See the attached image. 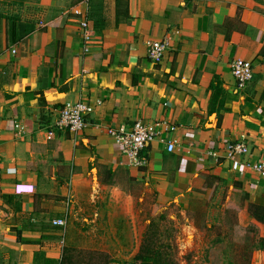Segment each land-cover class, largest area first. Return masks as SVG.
I'll list each match as a JSON object with an SVG mask.
<instances>
[{"label": "crops", "instance_id": "0c3cea01", "mask_svg": "<svg viewBox=\"0 0 264 264\" xmlns=\"http://www.w3.org/2000/svg\"><path fill=\"white\" fill-rule=\"evenodd\" d=\"M164 37L170 47L154 62L147 42ZM235 58L253 63L244 88ZM215 76L224 92L211 111ZM78 100L93 104V125L50 138L48 124ZM138 119L176 125L162 135L175 149L151 142L140 168L109 134ZM233 140L249 145L240 161L224 157ZM262 158L264 0H0V264H60L91 177H146L162 200L181 195L196 215V187L211 175H232L264 205L253 169Z\"/></svg>", "mask_w": 264, "mask_h": 264}, {"label": "rangeland", "instance_id": "374dc122", "mask_svg": "<svg viewBox=\"0 0 264 264\" xmlns=\"http://www.w3.org/2000/svg\"><path fill=\"white\" fill-rule=\"evenodd\" d=\"M110 177L104 182L91 177L88 190L77 198V213L64 229L69 237L64 247L75 249L67 264H95L99 258L90 251L106 254L109 264H126L154 225L161 238L172 229L168 234L179 264H264V250L255 248L264 237V222L250 209L251 204L264 205L252 202L244 183L232 175H211L196 187L203 193L196 215L181 195L162 200L146 177L125 170Z\"/></svg>", "mask_w": 264, "mask_h": 264}, {"label": "built area", "instance_id": "2783aa9c", "mask_svg": "<svg viewBox=\"0 0 264 264\" xmlns=\"http://www.w3.org/2000/svg\"><path fill=\"white\" fill-rule=\"evenodd\" d=\"M80 24L84 29L85 36L88 37V20H81ZM169 47L170 41L168 37L149 40L147 42V56L154 62H160ZM231 71L240 88L246 87L254 77L253 63L248 59H233L231 61ZM93 110V104L87 101L78 100L72 103H65L54 120L48 124V136L53 138L59 131L78 134L89 129L93 125V122H91L88 116ZM175 129L176 125L167 120H160L150 124L138 119L130 127L127 124H122L119 127L110 128L109 134L120 146L122 153L126 155L128 164L140 168L148 162L144 149L151 142L161 139L166 143V149L168 151L175 149L176 143L174 141L166 140L162 137L166 131H174ZM208 153L214 156L218 155L215 151H209ZM224 153L226 159L240 161L239 159H242L243 156H247L250 153V148L243 140H233L226 144ZM253 169L264 178V158L257 161L253 165ZM7 171H12V169H8ZM2 174L3 170L0 168V181ZM53 223L65 226L66 219L57 218L53 220Z\"/></svg>", "mask_w": 264, "mask_h": 264}, {"label": "trees", "instance_id": "16d2710c", "mask_svg": "<svg viewBox=\"0 0 264 264\" xmlns=\"http://www.w3.org/2000/svg\"><path fill=\"white\" fill-rule=\"evenodd\" d=\"M12 26L15 24H11L9 26V32L12 34ZM211 88L214 90L211 111L217 108V102L220 100L222 93L224 92L221 86V81L218 76H215L213 82L211 83ZM250 209L252 213L260 220L264 222V206L258 204H251ZM159 229L154 225L152 229L147 232L144 242L141 245L139 252L136 254L135 258L127 262L126 264H179L178 260L175 258V245L170 240L168 232L172 231L171 228H167L166 236L167 239L161 238ZM173 234V233H172ZM171 234V235H172ZM256 249L264 250V237L260 238L258 243L255 246ZM75 250L70 246H65L63 248V254L60 264H67L66 262L72 261L71 252ZM94 258H99V260L92 261L95 264H109L108 259L104 258V253H99L90 251ZM101 258V259H100Z\"/></svg>", "mask_w": 264, "mask_h": 264}]
</instances>
